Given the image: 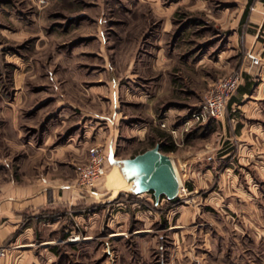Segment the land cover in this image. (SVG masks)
<instances>
[{
	"label": "rangeland",
	"instance_id": "374dc122",
	"mask_svg": "<svg viewBox=\"0 0 264 264\" xmlns=\"http://www.w3.org/2000/svg\"><path fill=\"white\" fill-rule=\"evenodd\" d=\"M243 1L0 0V182L11 176L9 172L17 176L27 153L38 150L35 145L50 126L51 82L55 81L50 72L62 77L56 83L62 91L83 92L72 97L66 91L65 98L85 100L81 105L89 107L102 99L106 109L110 85L104 81L105 90L93 99L89 96L92 83L121 74L128 56L152 54L158 42L168 48L180 30L184 48L189 46L192 52L199 48L195 55L213 44L214 56L222 44H226L224 54L228 47L230 52V68L207 85L193 68L176 63L184 68L175 77L192 86L182 96V103L188 106L180 119L181 131L193 127L188 143L207 148L197 160H173L179 192L162 200L160 194L155 202L152 192L146 190L149 199L141 204L144 210L135 219L127 216L126 201L118 198L131 197L127 191L109 197L101 206L88 204L86 210L96 212L86 222L78 221L68 235L54 240L60 255L52 264H264V162L237 161L232 139L226 148L230 151L220 156L225 149L217 150L229 139L218 133L215 121L207 125L210 116L201 103V94L215 79L236 69L247 49L233 45L235 37H228V28L217 27L250 26L246 16L239 19ZM20 26L22 34L15 31ZM161 26H172L166 36L171 40L159 41ZM101 59L109 66L103 68L108 74L98 77ZM125 80H120L122 85L127 84ZM63 104L64 110H71L65 100L58 106ZM72 109L76 116L78 106ZM194 112L197 118L192 116ZM154 137L137 147L152 145ZM49 140L35 161L48 160ZM253 162L263 164V170L256 169ZM226 165L231 169L226 170ZM36 243L28 244L36 252L43 249ZM18 247H22L19 242L1 241L0 260L9 249Z\"/></svg>",
	"mask_w": 264,
	"mask_h": 264
},
{
	"label": "crops",
	"instance_id": "0c3cea01",
	"mask_svg": "<svg viewBox=\"0 0 264 264\" xmlns=\"http://www.w3.org/2000/svg\"><path fill=\"white\" fill-rule=\"evenodd\" d=\"M243 3L239 19L246 16L250 26L217 27H224L225 30L228 28L230 30L228 37L232 35L235 37L233 45L252 50L259 57V64L254 74L245 72L241 74L226 100L223 115L216 118L208 117L205 122L208 125L211 121H215L218 133L229 139L217 150L225 149L220 156H225L230 151L231 148H226L231 144L232 139L237 161L259 159L264 162V0H244ZM169 28L172 29V26L160 27L159 41L172 39L166 37L171 33ZM22 30V26L15 28L20 34ZM182 35L183 31L180 30L174 40L170 41L171 46L168 48L166 44L158 42L152 54L128 56L126 69L121 74L108 76L106 80L101 79L102 83H92L89 96L93 99L105 90L104 81L106 85H110L109 106L106 109L102 99H98L96 106L89 107L85 103L81 105L82 99L65 98L64 92L69 91L66 88L62 91L56 84L60 76L50 72V79H55L51 82V95L54 99L50 103V126L35 145L38 150L27 153L26 164L22 166L17 176L13 177L9 172L11 176L0 182V242L10 239L12 242H19L22 246L9 249L1 258L0 264L55 263V256L60 255V249L54 240L65 237L75 226L77 227L78 221L86 222V219L96 212V209H93L89 213L86 210L88 204L101 206L103 201L118 196L119 193L124 194L127 191L128 194H125L131 196L125 198L118 196L126 201L127 216L135 219L136 214L140 215L144 210L141 204L146 203L149 195L144 194L146 190L131 192L129 181L121 175L112 159L131 156L151 146L138 148L137 144L143 140L155 136L154 142H169L168 148L161 150L172 160H197L206 154V146L191 147V143H188L193 127L189 131L185 130L184 133L181 131L183 125L180 119L183 109L188 106L182 103V96L192 86L184 83L183 80L179 82L175 77L184 68L176 63L193 68L207 85L216 74L230 68L229 47L224 54L226 44H222L214 56V52L211 51L215 45L213 44L195 55L199 48L193 52L189 50V46L184 48ZM99 65L102 70L96 72L98 77L108 74L106 70L103 73V68L109 67L103 64V59ZM216 67L220 68L217 72H215ZM111 72L113 73L112 69ZM21 74L22 72L19 75ZM122 78H126L127 84H121ZM77 92L83 93L77 89L69 94L77 97ZM86 92L87 89L85 95ZM60 94L63 97L58 96ZM61 100H65L71 110H64V104L58 106ZM75 105L78 106L76 116L71 113ZM15 108L17 103L14 104V110ZM158 121L159 123L156 124ZM205 122L201 123L206 124ZM157 125L158 130H153ZM48 139H50V144H46L48 160L35 161L37 153H41L46 147L45 143ZM92 142L99 143L103 148L105 172L93 186L81 188L75 184V164L85 160L86 147ZM183 143L185 145L181 146ZM253 163L256 169L263 170L264 163ZM238 167L242 166L238 165ZM224 168L229 170L231 166L226 165ZM204 170L210 172L209 167ZM246 170L244 167L243 172ZM164 198L161 195L159 200ZM154 201L156 202L157 199L154 198ZM32 242L35 244L40 242L43 249L36 252L28 244L32 245ZM42 255L47 258L45 261L41 258Z\"/></svg>",
	"mask_w": 264,
	"mask_h": 264
},
{
	"label": "built area",
	"instance_id": "2783aa9c",
	"mask_svg": "<svg viewBox=\"0 0 264 264\" xmlns=\"http://www.w3.org/2000/svg\"><path fill=\"white\" fill-rule=\"evenodd\" d=\"M258 64L259 57L252 50L245 49L240 65L215 79L201 94L204 113L215 118L223 115L226 100L235 88L241 74L243 72L254 74ZM192 116L197 118L198 114L194 112ZM75 170V184L77 186L81 188L93 186L105 172V154L102 146L97 142L88 144L86 147V158L75 164ZM2 253L3 248H0V255Z\"/></svg>",
	"mask_w": 264,
	"mask_h": 264
},
{
	"label": "water",
	"instance_id": "95a60500",
	"mask_svg": "<svg viewBox=\"0 0 264 264\" xmlns=\"http://www.w3.org/2000/svg\"><path fill=\"white\" fill-rule=\"evenodd\" d=\"M133 193L151 190L155 199L161 194L172 198L178 190V176L172 158L154 142L131 156L113 158Z\"/></svg>",
	"mask_w": 264,
	"mask_h": 264
},
{
	"label": "trees",
	"instance_id": "16d2710c",
	"mask_svg": "<svg viewBox=\"0 0 264 264\" xmlns=\"http://www.w3.org/2000/svg\"><path fill=\"white\" fill-rule=\"evenodd\" d=\"M165 139H166V138H164V140H165ZM168 146H169V142H165V143L160 142V149L165 150V149L168 148ZM148 191H151V190H148ZM170 199H171V198H170Z\"/></svg>",
	"mask_w": 264,
	"mask_h": 264
},
{
	"label": "bare ground",
	"instance_id": "6f19581e",
	"mask_svg": "<svg viewBox=\"0 0 264 264\" xmlns=\"http://www.w3.org/2000/svg\"><path fill=\"white\" fill-rule=\"evenodd\" d=\"M174 168H175V166H174ZM175 171H176V169H175ZM176 174H177V172H176ZM178 176V175H177ZM178 190H177V192H179V187H180V181H179V177H178Z\"/></svg>",
	"mask_w": 264,
	"mask_h": 264
}]
</instances>
